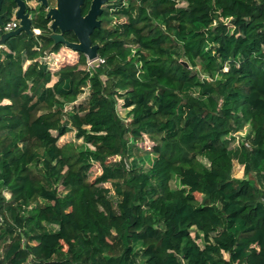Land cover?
Returning <instances> with one entry per match:
<instances>
[{"label":"trees","instance_id":"16d2710c","mask_svg":"<svg viewBox=\"0 0 264 264\" xmlns=\"http://www.w3.org/2000/svg\"><path fill=\"white\" fill-rule=\"evenodd\" d=\"M27 12L0 46V264H264V0H108L96 69Z\"/></svg>","mask_w":264,"mask_h":264},{"label":"water","instance_id":"95a60500","mask_svg":"<svg viewBox=\"0 0 264 264\" xmlns=\"http://www.w3.org/2000/svg\"><path fill=\"white\" fill-rule=\"evenodd\" d=\"M17 4L16 17L21 20V26L10 33L2 35L3 43L10 37L16 36L20 32L32 34L31 20L27 12L26 0H15ZM44 6H47V0H39ZM3 0H0V22L6 17L1 14ZM84 0H56V7L49 9L46 13L52 20V30L58 31L52 35L56 42L65 43L68 47L84 53L89 58L97 56L98 45H93L91 35L94 30L100 27L99 16L102 14L103 7L108 0H92L89 11L84 15L82 7ZM65 32H73L78 41L70 42L64 38Z\"/></svg>","mask_w":264,"mask_h":264},{"label":"rangeland","instance_id":"374dc122","mask_svg":"<svg viewBox=\"0 0 264 264\" xmlns=\"http://www.w3.org/2000/svg\"><path fill=\"white\" fill-rule=\"evenodd\" d=\"M28 1H29L28 5L33 6L36 9L40 8L41 6H44L42 4V2L39 0H28ZM45 7H46V13H48L49 9L52 8V7H49V1H47V6H45ZM54 7H56V3L54 4ZM51 25H52V22H51ZM58 31H53V34L58 33ZM38 33H39V30H34L33 33L30 35L38 34ZM3 45H4L3 39L0 38V46H3ZM78 59H79V57H78V53L76 51L65 47L59 52V54H57L55 56L54 55H48L47 57H45L44 60L48 62L49 66L60 67V65L64 62L75 63V62H77ZM87 95H88V90H86L85 94H83L82 96L79 97L77 103L84 102ZM118 110H119V113L122 117H126L128 109H125L122 107V101H119V103H118ZM69 141H75L77 143L81 142V140H77L75 138L74 132L68 133L67 135L62 137L59 142L62 145V144L69 142ZM242 174H243V167L240 164H238L237 162H235L234 176L240 177V176H242ZM180 186L183 188H186L188 190L193 188V185L190 183H181ZM113 193L114 192L112 191V194ZM48 228L50 230H56L57 226L56 225H50Z\"/></svg>","mask_w":264,"mask_h":264},{"label":"built area","instance_id":"2783aa9c","mask_svg":"<svg viewBox=\"0 0 264 264\" xmlns=\"http://www.w3.org/2000/svg\"><path fill=\"white\" fill-rule=\"evenodd\" d=\"M21 26V20L17 17L9 20H3L0 22V38L6 33L17 30ZM104 62V59L98 55L95 58L86 57L87 67L90 69H96Z\"/></svg>","mask_w":264,"mask_h":264},{"label":"flooded vegetation","instance_id":"af4514ba","mask_svg":"<svg viewBox=\"0 0 264 264\" xmlns=\"http://www.w3.org/2000/svg\"><path fill=\"white\" fill-rule=\"evenodd\" d=\"M26 1H27V4H28L29 1H28V0H26ZM47 1L50 2L51 0H47ZM54 1H55V2H54L52 5H49V7H54V4L56 3V0H54ZM29 6H30V5H28V7H29ZM30 7H33V6H30ZM34 8H35V7H34Z\"/></svg>","mask_w":264,"mask_h":264},{"label":"clouds","instance_id":"9594fccd","mask_svg":"<svg viewBox=\"0 0 264 264\" xmlns=\"http://www.w3.org/2000/svg\"><path fill=\"white\" fill-rule=\"evenodd\" d=\"M87 57V56H86Z\"/></svg>","mask_w":264,"mask_h":264}]
</instances>
